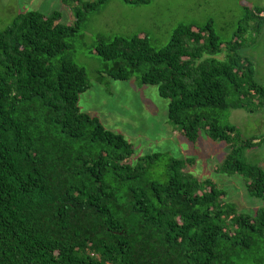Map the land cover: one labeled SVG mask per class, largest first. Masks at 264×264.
<instances>
[{
  "label": "trees",
  "instance_id": "trees-1",
  "mask_svg": "<svg viewBox=\"0 0 264 264\" xmlns=\"http://www.w3.org/2000/svg\"><path fill=\"white\" fill-rule=\"evenodd\" d=\"M63 1L72 23L59 10H28L0 30V264H264V206L239 212L213 179L185 170L189 158L157 151L130 163L134 145L81 109L91 81L72 52L110 0ZM262 13L247 9L227 40L209 21L181 23L161 49L143 32L100 34L89 49L104 60L101 83L157 85L190 141L205 131L227 142L219 171L243 175L248 194L264 200V166L245 158L262 142L228 120L232 109L264 105L243 54Z\"/></svg>",
  "mask_w": 264,
  "mask_h": 264
},
{
  "label": "rangeland",
  "instance_id": "rangeland-1",
  "mask_svg": "<svg viewBox=\"0 0 264 264\" xmlns=\"http://www.w3.org/2000/svg\"><path fill=\"white\" fill-rule=\"evenodd\" d=\"M255 6H264V0H151L141 5L110 0L101 11L89 15L83 36L76 39V49L72 52V59L86 69L91 81V87L80 95L81 109L99 116L107 128L122 133L134 145L130 163L157 151L189 158L186 171L201 180L213 179L225 191V202H233L239 212L251 214L264 206V200L248 194L243 175L230 176L219 171L230 152L228 143L210 138L205 131H201L197 142L190 141L170 121L169 99L160 95L157 85L140 84L135 78L116 80L110 76L101 83L99 70L104 60L89 48L100 34L130 36L143 32L150 36L154 47L161 49L170 43L181 23L209 21L221 38L227 40L239 27L247 9ZM28 10L45 13L59 10L64 23L74 20L71 6L63 0H0V30ZM226 54L224 49L218 57L225 58ZM243 54L252 59L256 78L264 85V26L260 32L251 29L246 34ZM228 120L237 125L244 137H259L262 144L247 148L245 158L264 166V105L255 112L232 109Z\"/></svg>",
  "mask_w": 264,
  "mask_h": 264
},
{
  "label": "built area",
  "instance_id": "built-area-1",
  "mask_svg": "<svg viewBox=\"0 0 264 264\" xmlns=\"http://www.w3.org/2000/svg\"><path fill=\"white\" fill-rule=\"evenodd\" d=\"M264 15V13H262Z\"/></svg>",
  "mask_w": 264,
  "mask_h": 264
}]
</instances>
